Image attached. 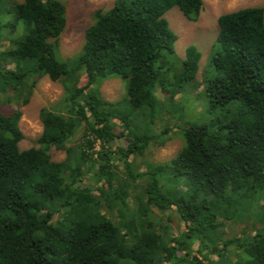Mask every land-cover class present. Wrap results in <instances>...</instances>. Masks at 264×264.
<instances>
[{
    "label": "trees",
    "instance_id": "trees-1",
    "mask_svg": "<svg viewBox=\"0 0 264 264\" xmlns=\"http://www.w3.org/2000/svg\"><path fill=\"white\" fill-rule=\"evenodd\" d=\"M8 4L0 0V42L11 41L0 61L14 68L0 67V91L48 76L64 86L65 112L41 108L38 146L20 149L22 113L10 97L0 101V264H264V8L218 17L198 79L200 51L188 45L184 58L176 54L164 14L177 6L195 21L203 0L96 7L80 49L66 57L61 0ZM80 70L86 82L78 87ZM111 74L125 82L114 102L98 90ZM186 93L203 105L197 119L184 115ZM81 124L82 142L68 145ZM119 136L124 145L112 149ZM172 139L176 154L148 162L144 185L132 184L130 157ZM50 148L65 150V159L53 160ZM95 165L97 193L76 184Z\"/></svg>",
    "mask_w": 264,
    "mask_h": 264
},
{
    "label": "rangeland",
    "instance_id": "rangeland-1",
    "mask_svg": "<svg viewBox=\"0 0 264 264\" xmlns=\"http://www.w3.org/2000/svg\"><path fill=\"white\" fill-rule=\"evenodd\" d=\"M21 1L22 0H9V9L10 4ZM61 1L64 3L66 9V25L59 39V50L60 54L66 57L76 53L80 49L84 41L85 28L89 25L88 23L92 17L91 12L96 7H109L113 0ZM248 6H260L264 8V0H203V7L200 11V14L198 15L197 20L195 21L186 18L177 6L171 7L164 14L169 22L170 28L177 35L174 46L176 54L181 59L184 58L185 50L188 45H194L200 51L201 67L197 75L198 79H201L203 76V70L206 66L207 59L212 50L213 42L215 41L218 33V17L225 12ZM17 28L18 29L16 32L19 33L21 29L20 24L17 26ZM11 30V32H14V29ZM10 43V39L4 38L0 42V49L6 48L8 45H10ZM0 67L11 69L14 68V63L2 60L0 61ZM77 74L76 75L78 79H76L75 85L81 87L82 85H85L86 74L83 70H80V73ZM124 89L125 82L115 74H111L108 76V78L103 80L98 88L101 96L111 102L121 99L124 95ZM64 94L65 92L62 82L53 81L48 76H43L40 78L32 87H20L17 90L8 88L4 93L0 91V101H5L6 97H10L11 102L8 104L12 108L20 110L22 113L19 120V127L23 133V138L19 142L20 149L38 146L36 141L42 131L40 110L43 107H48L59 112H65L63 103ZM177 97H179V95H177ZM195 99L196 97L194 95H189L187 93L182 97L183 112L187 119H197L200 116L203 105L201 103L199 104V100ZM195 105L198 107L196 108ZM115 121L117 124L115 129L121 130L122 127L119 125L120 123L116 119ZM169 121H173V119H170ZM157 123L158 124L156 128L159 129L165 124V121L158 120ZM84 132V125L81 124L73 138L68 141V145H74L76 143L82 142V136ZM124 143V138L119 136L112 142V149L119 145H124ZM179 147V140H167L161 145L158 143H153L148 147L142 156L130 157V160L132 163H134V166H132L133 173L137 175L135 179L133 178L134 180H130L131 183L144 185L146 177L140 176V173L146 170V164L148 162L151 163L168 160L176 154ZM95 149H99L98 143L95 145ZM48 153L50 154L51 158L56 161L64 160L66 157L65 150H55L50 148ZM114 155L117 156L116 154ZM114 164L116 166L118 176H121L123 179H127V171L123 162L118 160V157H115ZM96 169L97 165H95L91 170H88V172L84 173L81 180H78L76 184L81 186H85L87 184L93 188V193H97V189L95 187L97 184L101 183V180L99 181L98 177L94 176ZM129 191L131 194L132 191ZM128 200H131V196H129ZM152 208L155 209L154 206ZM100 212L107 215L108 217H111L115 221L117 220V209L114 210L116 215L109 213L110 211H108L105 207H101ZM180 224L182 228L183 224ZM171 231L175 234L176 228L172 227ZM194 253L195 252H193V254ZM229 256H232V253H230Z\"/></svg>",
    "mask_w": 264,
    "mask_h": 264
}]
</instances>
